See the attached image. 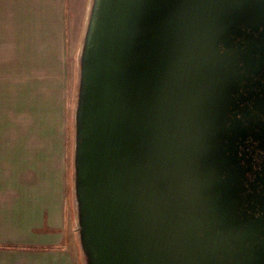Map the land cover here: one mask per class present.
<instances>
[{"label":"water","instance_id":"1","mask_svg":"<svg viewBox=\"0 0 264 264\" xmlns=\"http://www.w3.org/2000/svg\"><path fill=\"white\" fill-rule=\"evenodd\" d=\"M74 126L84 264H264V0H92Z\"/></svg>","mask_w":264,"mask_h":264},{"label":"rangeland","instance_id":"2","mask_svg":"<svg viewBox=\"0 0 264 264\" xmlns=\"http://www.w3.org/2000/svg\"><path fill=\"white\" fill-rule=\"evenodd\" d=\"M91 1L0 0L2 264H84L72 176Z\"/></svg>","mask_w":264,"mask_h":264},{"label":"flooded vegetation","instance_id":"3","mask_svg":"<svg viewBox=\"0 0 264 264\" xmlns=\"http://www.w3.org/2000/svg\"><path fill=\"white\" fill-rule=\"evenodd\" d=\"M258 161V155L257 154H255L254 156H253V162H252V172H254L255 170H257V167H256V162ZM255 162V163H254ZM242 164L244 165V163L242 162ZM245 167H243V169H244ZM246 175V177H247V179H248V182H245L244 183V185H245V187H248V185L253 181V177H254V175H252V173H246L245 174ZM72 190H73V187H72ZM261 214L262 213H254V215H255V217H258V216H261ZM75 217V216H74ZM75 231H76V238H77V232H78V230H77V227H76V225H75ZM77 242H78V240H77ZM78 246H79V243H78ZM80 249V248H79Z\"/></svg>","mask_w":264,"mask_h":264},{"label":"crops","instance_id":"4","mask_svg":"<svg viewBox=\"0 0 264 264\" xmlns=\"http://www.w3.org/2000/svg\"><path fill=\"white\" fill-rule=\"evenodd\" d=\"M0 204H2L1 201H0ZM2 208H3V207H2ZM1 210H2V209H1V206H0V211H1ZM0 224H2V223L0 222ZM0 235H2V232H1V231H0ZM1 242L4 243L5 241H1V240H0V243H1ZM0 264H2V263H0ZM4 264H5V263H4Z\"/></svg>","mask_w":264,"mask_h":264}]
</instances>
